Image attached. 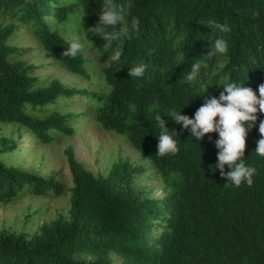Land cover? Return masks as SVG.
Here are the masks:
<instances>
[{
    "label": "trees",
    "instance_id": "obj_1",
    "mask_svg": "<svg viewBox=\"0 0 264 264\" xmlns=\"http://www.w3.org/2000/svg\"><path fill=\"white\" fill-rule=\"evenodd\" d=\"M66 2L0 0V123L16 124L38 143L50 145L57 135L74 134L69 120L77 115L63 114V104L91 96L101 129L124 136L163 177L168 193L161 199L147 197L133 184L144 170L121 160L106 177H95L68 147L64 154L73 185L69 220L43 223L31 236L0 231V264H264V158L255 153L264 114L257 112L246 138L245 163L257 169L251 187H235L214 168L217 133L199 142L170 117L180 111L194 118L204 99L218 98L228 82L243 84L258 96L264 83V0H115L125 15L117 30L137 17L140 33L131 41L121 37L106 51L103 39L91 30L103 0H77L89 38L109 61L103 69L109 92L98 97L35 76V67L21 60L22 49L11 45L21 29L63 70L88 80L82 54L62 56L71 41L50 31L53 17L62 21L72 13ZM209 20L227 24L231 31L209 28ZM221 36L228 53L207 56ZM117 48L123 54L114 62ZM197 60L208 67L185 82ZM140 63L147 65L144 77L128 76ZM157 112L178 134L175 156L156 155ZM65 192L55 177L32 176L0 161V204L26 196L58 198Z\"/></svg>",
    "mask_w": 264,
    "mask_h": 264
},
{
    "label": "rangeland",
    "instance_id": "obj_2",
    "mask_svg": "<svg viewBox=\"0 0 264 264\" xmlns=\"http://www.w3.org/2000/svg\"><path fill=\"white\" fill-rule=\"evenodd\" d=\"M66 1V6H72V13L67 14L62 21L53 17L50 20V31L67 41H71L73 35H79L83 45V68L89 75L88 80L63 70L51 56L41 51L35 38L21 29L17 31V37L11 45L22 49L24 55L21 60L35 67V76L57 79L67 88L94 93L95 97L106 95L109 87L103 69L109 61L97 52L94 45L88 43L92 40L88 36L89 31L83 26L82 8L77 5V0ZM3 21L7 24L16 23L10 18H4ZM62 107L63 114L77 115L75 119L69 120L75 129L74 134L57 135L50 145L38 143L16 124L0 123V161L32 176L44 179L55 177L66 189L58 198L26 196L17 202L0 204V231L31 236L43 223L58 217L69 220L70 189L73 185L64 154L68 147L73 150L76 160L95 177H106L113 164L121 160L144 170L135 176V188L141 189L150 198L161 199L167 195L163 177L153 169L149 161L131 148L124 136L101 129L96 120L97 101L92 100L91 96H82L66 101ZM8 148H12V152H5ZM153 231L160 233L155 227ZM112 257L114 263H119L115 255Z\"/></svg>",
    "mask_w": 264,
    "mask_h": 264
},
{
    "label": "clouds",
    "instance_id": "obj_3",
    "mask_svg": "<svg viewBox=\"0 0 264 264\" xmlns=\"http://www.w3.org/2000/svg\"><path fill=\"white\" fill-rule=\"evenodd\" d=\"M124 21V7L115 0H103L98 24L91 30L103 39L105 51L121 37L131 41L139 36V18L133 17L122 30L120 27L117 30V25L120 26ZM207 23L209 28H215L220 33L231 31L227 24L217 23L215 20H209ZM88 43L93 45L90 40ZM228 50V42L221 36L215 40L207 56L226 55ZM82 51L83 45L79 35H73L69 47L62 53V56L74 59ZM122 54L121 48L115 49L111 60L119 62ZM207 67L208 65L203 60L194 62L185 77V82L195 80L201 74L202 69ZM146 70L147 65L140 63L128 71V76L142 78ZM242 85L236 82L226 83L218 98L210 95L204 99L203 104L196 110L194 118L181 115L180 111L170 117L176 124L182 125L181 132L190 130L191 136L199 142L206 134L217 133L219 139L215 141V147L218 154L214 168L219 171L222 179L231 182L235 187H240L242 184L251 187L254 184L257 169L245 163L246 138L248 132L256 125L257 112L264 114V83L258 86V96L251 88ZM154 119L160 129L156 155L159 157L177 155L180 148L177 140L174 139L178 137L176 130L167 128V121L163 120L158 112ZM258 131L261 138L257 141L255 153L264 158V120L260 121ZM226 166L229 169L227 173H225Z\"/></svg>",
    "mask_w": 264,
    "mask_h": 264
}]
</instances>
